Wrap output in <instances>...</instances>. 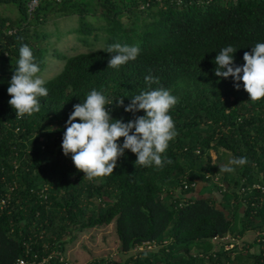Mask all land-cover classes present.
<instances>
[{"label":"trees","instance_id":"trees-1","mask_svg":"<svg viewBox=\"0 0 264 264\" xmlns=\"http://www.w3.org/2000/svg\"><path fill=\"white\" fill-rule=\"evenodd\" d=\"M29 1L0 0V264H75L67 242L111 223L120 258L84 264H264V0ZM97 11L107 49L20 82L45 64L34 27L84 35Z\"/></svg>","mask_w":264,"mask_h":264},{"label":"rangeland","instance_id":"rangeland-1","mask_svg":"<svg viewBox=\"0 0 264 264\" xmlns=\"http://www.w3.org/2000/svg\"><path fill=\"white\" fill-rule=\"evenodd\" d=\"M136 13L132 14V16H123L121 19L123 24H130L135 21L136 17L138 18V15H140L142 19H148L146 13ZM0 14L8 16L11 19L17 17L16 9L13 6L6 7L5 5H0ZM85 21L87 22V28L90 27V32L84 35L77 33L79 21L76 15L57 18L53 16V14H50L43 24L34 27V29L48 34L46 38L47 55L45 64L38 74L31 78L20 80V82L24 85H28L30 83H42L53 78L62 69L64 60L61 56L69 57L78 53L107 49L109 35L105 30L106 21L101 18L99 11H97V15H87ZM82 37H84V40H81ZM211 157L213 161L218 162L222 167H227L233 162L230 154L227 153H215L211 151ZM254 238V233H247L243 241L250 242L253 241ZM218 246L219 244H216V248ZM118 247L119 242L114 231V224L111 223L106 226L89 228L76 233L74 241H68L65 245L63 257H66L65 259L69 262L84 264L94 258H117L120 255ZM226 247L229 248L231 246ZM238 252L241 253V256H239L244 263L250 262L245 256L246 249H242Z\"/></svg>","mask_w":264,"mask_h":264},{"label":"built area","instance_id":"built-area-1","mask_svg":"<svg viewBox=\"0 0 264 264\" xmlns=\"http://www.w3.org/2000/svg\"><path fill=\"white\" fill-rule=\"evenodd\" d=\"M50 2L54 3V4H58V3H61L62 1H65V0H49ZM41 0H30L27 4V12H29L30 14L32 12H34V10L38 7V5L40 4ZM145 6H148V3L145 4ZM188 187V185L186 183H184V188ZM262 191H264V187H260ZM1 203L3 204L4 201H1ZM153 248V245L149 242H144L140 245H136L131 253L132 254H135L139 251H143L145 249H152ZM47 259L45 258L44 260H42L41 264H43ZM17 264H30L29 262H27L26 260L24 259H19L17 261Z\"/></svg>","mask_w":264,"mask_h":264},{"label":"crops","instance_id":"crops-1","mask_svg":"<svg viewBox=\"0 0 264 264\" xmlns=\"http://www.w3.org/2000/svg\"><path fill=\"white\" fill-rule=\"evenodd\" d=\"M66 258V257H65ZM117 258H120V256L119 257H117ZM75 263V262H74Z\"/></svg>","mask_w":264,"mask_h":264}]
</instances>
